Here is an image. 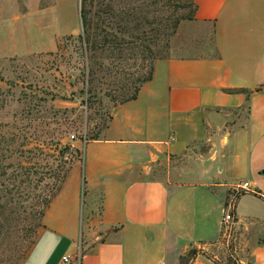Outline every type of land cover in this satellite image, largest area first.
Wrapping results in <instances>:
<instances>
[{"label": "crops", "instance_id": "1", "mask_svg": "<svg viewBox=\"0 0 264 264\" xmlns=\"http://www.w3.org/2000/svg\"><path fill=\"white\" fill-rule=\"evenodd\" d=\"M194 2L173 53L154 61L137 97L114 107L86 142L80 181L49 203L47 228L23 264H179L189 249L220 239L233 197L235 220L260 225L250 235V264H264V183L251 155L264 148V0ZM243 108L247 123L229 125L218 152L181 164L209 125L223 119L222 127L224 114ZM81 220L76 261L79 249L61 253L78 241ZM215 259L200 249L190 264H221Z\"/></svg>", "mask_w": 264, "mask_h": 264}, {"label": "rangeland", "instance_id": "2", "mask_svg": "<svg viewBox=\"0 0 264 264\" xmlns=\"http://www.w3.org/2000/svg\"><path fill=\"white\" fill-rule=\"evenodd\" d=\"M81 1L0 0V210L6 207L13 219L0 234V264L26 261L47 228L45 199L51 206L62 190L80 181L84 136L97 138L114 107L133 93L154 61L173 53L179 23L193 17L195 9L194 0H113L111 9L109 0H95L92 13L109 36L99 55L110 52L112 57L98 59L90 84L79 37ZM92 87L96 97L90 100ZM224 116V126H219L223 119L209 125L181 164L206 162L218 152V138L229 125L246 124L249 117L247 108ZM251 155L259 164L254 175L264 183L263 145ZM196 178L189 174L187 179ZM85 187L80 189L83 207ZM258 225L249 220L224 224L220 239L200 249L221 264L240 263L241 257L250 264V235ZM82 226L81 220L78 241L62 246L61 255L72 256L73 248H81Z\"/></svg>", "mask_w": 264, "mask_h": 264}, {"label": "trees", "instance_id": "3", "mask_svg": "<svg viewBox=\"0 0 264 264\" xmlns=\"http://www.w3.org/2000/svg\"><path fill=\"white\" fill-rule=\"evenodd\" d=\"M94 3H95V0H82L81 10H80V16H81L82 25H83V34H81L79 37L81 38L82 45H83V42L85 45L84 49L86 50L85 53H86V60H87V63L85 66V75L87 74L88 82L90 84L94 83L96 76H97V69L95 68V65L98 62V59L103 58V57H106V58L112 57V54L110 52L107 53L106 56H104L103 54L101 56L99 55V49H103V47H105L108 44L109 36L105 35L103 31H106L105 30L106 28H100L101 26L97 22V18L95 14L92 13ZM112 3H113V0L108 1V7H110V9L112 8ZM195 9H196V5H195ZM195 9L193 13L195 12ZM191 18L192 16L189 17V19ZM106 34H109V33H106ZM111 48H114V47H111ZM152 75H153V66L150 68L148 74L139 80V84L138 86L135 87L133 93L130 96L121 99L120 102L124 103V102L135 99L138 95V92H139V89L142 83L150 80L152 78ZM93 90L94 89L92 87L88 91L90 94L89 96L90 100H93V98L96 97V95L93 94L94 93ZM107 95L110 96L113 100H115L116 98L110 94H107ZM8 200L9 198L7 199L6 203H9ZM49 203H50V198L45 199L46 207L48 206ZM5 208L0 210V234L4 232L3 229L7 230L9 228L13 221L10 211H7ZM199 252H200V248H197V247H193L189 249L185 254H183L180 257L179 264H190L191 261L197 256Z\"/></svg>", "mask_w": 264, "mask_h": 264}, {"label": "built area", "instance_id": "4", "mask_svg": "<svg viewBox=\"0 0 264 264\" xmlns=\"http://www.w3.org/2000/svg\"><path fill=\"white\" fill-rule=\"evenodd\" d=\"M73 137H75V135H73ZM87 141L88 140H87L86 136H84V145L86 144ZM248 185H249L248 182H244L241 185V187L244 188L245 190H247V189H249ZM233 209H234V203L231 202L229 207H228V210L224 216V224H228V223L233 222L235 220L234 215H233ZM80 256H81V248H79L78 253L76 255V257H78V260L80 259ZM65 260H68V257H65Z\"/></svg>", "mask_w": 264, "mask_h": 264}]
</instances>
